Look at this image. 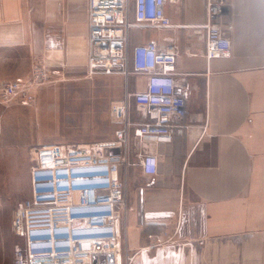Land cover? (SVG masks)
Here are the masks:
<instances>
[{
    "label": "crops",
    "instance_id": "obj_1",
    "mask_svg": "<svg viewBox=\"0 0 264 264\" xmlns=\"http://www.w3.org/2000/svg\"><path fill=\"white\" fill-rule=\"evenodd\" d=\"M206 2L167 3L172 25L132 29V45L155 40L163 48L175 47L188 114L175 121L167 138L139 139L131 128L126 146L111 147L126 152L132 163L127 175L122 171L128 193L117 222L116 264L123 263V242L132 250V264H264V0H228L217 21L231 39L232 52L210 60L201 25ZM88 34L89 0H0V79L27 78L32 64L40 62L51 76L82 80ZM135 75L125 82L121 74L106 75L95 92H65L64 102H52L60 94L52 93L51 78L34 103L0 101V124L4 121L7 131L13 113L20 111L33 114L41 126L52 123V111H94L92 126L111 135L107 142H117L115 131L123 120L104 125L103 116L124 101L126 86L132 92L145 88L146 75ZM136 111L145 107L131 101L134 125L143 121ZM6 140L0 150L11 156V137ZM45 145L55 144L39 148ZM144 153L159 156L157 174L143 173L139 159ZM145 224L176 230L177 251L143 242Z\"/></svg>",
    "mask_w": 264,
    "mask_h": 264
},
{
    "label": "built area",
    "instance_id": "obj_2",
    "mask_svg": "<svg viewBox=\"0 0 264 264\" xmlns=\"http://www.w3.org/2000/svg\"><path fill=\"white\" fill-rule=\"evenodd\" d=\"M178 0H89V57L87 71L146 75L145 88L128 92L113 106L123 120L116 130L117 142L107 147L126 146L132 128L139 139L167 138L177 119L188 114L185 91L177 78V51L148 40L132 45L135 26L172 25L167 3ZM228 0H207L206 57H229L232 43L217 21L226 11ZM51 79L40 62L27 78L0 79V101L6 105L24 100L34 103L39 86ZM131 101L145 107L143 121L134 125L129 116ZM105 146L103 143L99 145ZM140 165L146 175L159 172L160 158L144 153ZM130 165L126 152L103 153L99 148H38L31 170V194L20 201L13 214V231L24 239L14 264H116L117 222L120 209L127 205V175ZM161 243L171 239L149 234ZM104 259V261H101Z\"/></svg>",
    "mask_w": 264,
    "mask_h": 264
},
{
    "label": "rangeland",
    "instance_id": "obj_3",
    "mask_svg": "<svg viewBox=\"0 0 264 264\" xmlns=\"http://www.w3.org/2000/svg\"><path fill=\"white\" fill-rule=\"evenodd\" d=\"M34 64L35 63L32 64V67ZM114 74H121L123 82H125L129 76H137L135 73H130L128 76L121 72ZM57 75L58 73L52 72V93L55 92L60 95L56 98L52 97V102L57 100V102H64V96L62 95L65 92H95L98 87V79L101 77L106 78V75L113 74L99 72L90 74L89 71H87L86 77H80L82 80L63 76V74ZM28 76L29 75L26 77ZM45 84L47 83L39 86L38 91L41 90ZM128 92H132V90L129 91L126 86L124 100ZM42 112L43 111H39V120ZM93 112L94 111H52V119H50L52 123H47V121H45L44 126L38 124L34 115L29 114L27 111H20L19 113L14 112L12 127L9 128L7 124V131L4 121L1 122L0 142L4 143L5 139H7L6 142L8 144V139L11 137L13 150L11 156L8 154V150L7 154H4L3 150H0V264H14L18 250H24V239L17 236L13 231V214L18 203L31 194V170L36 161V152L39 146L42 144H57L64 148L81 146L99 148V151L103 153H117L111 147H107V144L110 142H107L105 139L110 138L111 135L108 136V133H103L102 131L97 132L96 125L92 126V124L96 123L95 113ZM143 112L144 111H136V116H141ZM105 116L107 117L105 114L103 116L104 121H102L104 125L107 120L109 122H112L114 119L121 120L115 116L113 111H110V116L107 118ZM101 143L105 146L100 147L99 145ZM131 165L132 163H130V166ZM124 211H126V207ZM124 215H126V212ZM165 232L171 235V239L168 241L158 243L155 239L149 237L150 233L163 235ZM140 233L143 242H146V244L149 243L148 245L150 246L159 247L162 245H169L173 247L174 252H176L179 247H177L179 239L176 235V230L172 231L167 225L154 224L151 226V224H145L141 227ZM121 250L122 254L124 253L122 264H132V250H129L126 242L125 244L124 242L122 243ZM167 250L168 248L166 251Z\"/></svg>",
    "mask_w": 264,
    "mask_h": 264
}]
</instances>
